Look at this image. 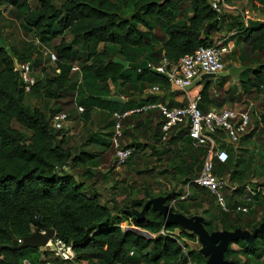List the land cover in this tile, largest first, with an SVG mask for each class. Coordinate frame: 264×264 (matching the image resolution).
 Segmentation results:
<instances>
[{
	"label": "trees",
	"instance_id": "obj_1",
	"mask_svg": "<svg viewBox=\"0 0 264 264\" xmlns=\"http://www.w3.org/2000/svg\"><path fill=\"white\" fill-rule=\"evenodd\" d=\"M8 2L9 0H0V6ZM251 2L254 8L264 13V0ZM186 3L190 13L185 19L178 20ZM17 11L27 28L42 40L46 33L53 37L63 36L64 33L72 36L70 42L62 39L55 47L54 69H58V72L52 77L35 78L31 91H40L46 98L58 99L72 88L76 100L84 107L96 104L108 108L109 113L123 112L158 99L157 93H147L137 102L132 99L123 103L106 100L104 97L113 94L110 84L121 91L129 87L138 91L142 90V87L138 88V84L147 83L149 86H158L164 93L171 92V82L151 68L159 67L164 59L174 63L199 46H210L228 17L226 12L213 10L206 0H63L59 6L54 4V0H39L35 7H31L27 0H22ZM155 21L161 23L166 34L158 50L154 49L147 38ZM249 21L245 26L240 20V30L236 36L244 35L250 45L251 54L262 52L264 21L256 20L251 24ZM235 41L238 42V39ZM75 45H80L79 55H76ZM7 54L8 50L0 46V245H3L0 264H24V259L29 264H46L49 261L50 252L47 249L42 251L41 248L32 247L19 250L8 248L13 240L18 241L29 235L37 221L44 227H53L56 237L72 244L76 258L85 259L89 264L98 261L126 264L130 261L129 251L133 249L139 253L145 251L143 257L148 258L149 247L153 250L150 264H204L205 258L199 253L200 246L193 247L187 241L197 242L195 234L177 225L165 223L162 215L153 208L149 207L143 218L135 217L131 210L125 208L113 214L108 203L100 200L98 193L88 195L85 192L86 184L81 176H91L89 170L79 174L80 180L74 177V167L83 159V153L73 155L64 145L62 131L51 127L54 112L48 115L40 107H31L24 102L28 93L22 86L21 73L14 62L11 66L4 64ZM13 54L18 64L29 61L31 70L34 65H38L37 60H32L30 56L23 57L16 52ZM114 57L128 62H141L147 58L150 65L148 69L125 68L115 62ZM75 59L80 60L81 79L79 83L72 84L71 67ZM253 65L241 62V66L245 68L238 75L237 86L243 94H259L264 102V59ZM211 82V79L206 80L200 90V109L202 104L209 102ZM98 96L101 98H97ZM174 105L180 106V103L168 106ZM261 120L264 123V113ZM14 123L27 129L29 133L16 128ZM176 128V135L168 137L165 144L183 140L182 152L191 161L187 169L197 160L201 163L196 167L200 168L206 147L193 144L187 125H177L171 132ZM156 141L163 142L161 138ZM156 143L152 149H155L154 154H157L156 160L159 161L158 151L162 147L158 148ZM129 145H133L135 149L127 160L141 147L136 142ZM236 155V151L230 149L227 162L219 164L215 161V172L226 174L231 169L235 171L241 160ZM159 165V168L163 167L162 163ZM240 173L242 177L243 172ZM194 178L187 177L181 181L183 185L190 184L189 194L184 199L178 200L183 193L181 191L175 195L168 194V201L177 198L172 206L174 211L185 214L186 202L201 204L208 200V192L194 184ZM129 187L128 195L139 194V190L133 185ZM147 194V200L156 196ZM258 196L255 195L256 200ZM137 200L140 202L138 206L146 201L141 198ZM252 211L254 210L248 213L224 212L226 220L221 229L232 230L240 227L252 231L264 221V212L254 222L247 218L245 225L244 218L239 216ZM122 221L133 223L142 228L144 233L122 229L119 225ZM209 223L211 221L205 219L207 230L217 229H210ZM175 228H179L176 238L180 239L181 244L170 236ZM263 236L264 233L259 234L251 243L243 240L232 242L224 253V258L228 259L234 253H240L246 257L245 264H249L254 257L260 258L264 247L258 245ZM240 242L242 245L239 247L237 244ZM40 253L44 256L42 259ZM234 261L240 264L238 260Z\"/></svg>",
	"mask_w": 264,
	"mask_h": 264
},
{
	"label": "rangeland",
	"instance_id": "obj_2",
	"mask_svg": "<svg viewBox=\"0 0 264 264\" xmlns=\"http://www.w3.org/2000/svg\"><path fill=\"white\" fill-rule=\"evenodd\" d=\"M63 0H54V4L59 6ZM228 3L236 6L239 10H235L233 13H229L226 18V27L229 25H233L237 27L242 18V12L248 14L251 18H254L253 13L257 10L253 7L251 0H227ZM22 2V0H9L8 3L0 6V46L5 47L8 50V54L5 57L4 64L6 66L13 65V52L18 53L19 55L26 57L30 56L32 60L36 59L38 65H34L32 68L33 76L36 79L52 77L55 75V64L51 63L49 60L46 51L56 52L55 47L60 44L62 39L65 42H70L72 36L68 33H64L63 36L53 37L50 33L45 34V39L42 40L40 37L35 36L34 33L27 28V26L22 21L21 17L18 15L17 6ZM31 7H35L39 4V0H27ZM189 5L186 3L182 10L179 13L178 20H183L189 15ZM240 15V16H239ZM230 19L233 21L230 22ZM256 20H250L249 24L254 23ZM220 32V31H219ZM218 34V32L216 33ZM215 34V35H216ZM242 34V33H240ZM164 28L161 26L160 22H154V27L151 32L148 33L147 38L152 46H154L155 50H158L161 46L163 39L165 38ZM230 39L234 42L233 51L226 57L224 63L225 68L229 65H232L234 61L240 60L241 62H246L250 65H255V63H261L264 59V50L262 52H249L250 45L247 40H245L244 35L236 36L235 39H238V42L231 36ZM39 40V41H38ZM76 49V55L80 54V45L74 46ZM48 53V52H47ZM73 64H76L80 67V60L75 59L72 61ZM253 65V66H254ZM228 83H231V75L228 76ZM77 74H73L71 76L72 84L77 82ZM238 88V86H237ZM239 89V88H238ZM216 91L217 94H222L224 89L218 86H214L212 89ZM228 95H231V98L238 97L235 101L239 102L241 105L248 104L249 99L256 103L259 111H264V105L262 100L256 95L255 92H250L249 94H239L233 95L236 92L229 88L227 91ZM75 92L71 88L68 90L67 94L58 99L46 98L44 97L40 91H31L25 96V102L29 104L31 107L38 106L43 109L48 115L51 113L55 114L56 112H65L66 111V103H74ZM36 99V103L32 101ZM231 100V101H234ZM244 107V106H243ZM253 118V119H252ZM257 116L251 117V124L253 123L255 127L249 132L247 128L248 134L242 137V142L240 146L241 149V160L237 167H246L248 172H245L241 177V183L250 182L251 184L256 183L257 185L262 187L264 192V123L263 126L257 125L256 120ZM14 126L26 134L29 131L18 124L14 123ZM250 128V125H249ZM133 157L130 158L126 163L119 167V170H108L104 172H98L97 170H93L94 172H90L85 175L86 179L84 180L86 184V193L91 195L93 192H96L100 196V200L108 203L109 207L113 210V214H117L121 209H131L129 208L130 200L132 199H143L147 200L148 194L164 195V192H167L169 195H175L177 193L175 190L178 185H176V181L168 182V183H160L162 182V168H159V161L152 158V163L146 162L142 167V170L136 165V162H133ZM139 170V171H138ZM94 177V178H93ZM80 180V178H79ZM169 184V186H168ZM134 186L137 190H139V194L137 196L128 195L129 186ZM184 189V185H181ZM166 187H169L170 190ZM179 188L177 191H180ZM181 195H185L186 188ZM208 195V200L201 203H185L186 205V215L192 214H201L204 216L206 220H210L208 227L210 229L217 228L221 229L222 224L226 220V215L224 212L220 210V208L216 205L213 197ZM243 196V195H242ZM150 199V198H149ZM175 205V201L172 203V206ZM136 210H140V206L136 205L134 207ZM177 208V207H176ZM256 209L250 214L239 215L244 218L243 224H246V219L250 218L253 222L256 221L258 217L259 211H264V194H259L256 200ZM244 229V228H243ZM215 230V229H213ZM188 243L193 247L200 246L199 242H192L187 240ZM239 247L242 243H238ZM259 247H264V236L259 240ZM42 251L46 250L45 248H41ZM150 251V255L148 258L143 257L142 253L137 252L136 250H132V253L129 251L130 261L126 264H150V259L153 256V250L151 247L148 249ZM43 254L40 253V258L42 259ZM229 260H238L240 264H245L246 257L241 255L240 253H234L228 257ZM49 263H55L56 259L49 254L48 258ZM94 264H107L103 262H95ZM249 264H264V253L260 258L254 257Z\"/></svg>",
	"mask_w": 264,
	"mask_h": 264
},
{
	"label": "crops",
	"instance_id": "obj_3",
	"mask_svg": "<svg viewBox=\"0 0 264 264\" xmlns=\"http://www.w3.org/2000/svg\"><path fill=\"white\" fill-rule=\"evenodd\" d=\"M258 6L260 5L258 4ZM235 8L239 10L238 7L235 6ZM233 12H229V13H233ZM229 13L227 14L230 15ZM253 16H254V13H253ZM239 20H242V18ZM249 20L262 21L261 19L258 18L257 15H255L254 18L250 17ZM232 21L233 19L232 20L230 19V22ZM237 32L238 31H237L236 26L229 25L228 27H226V23L223 22V28L222 30H220V32H218V34H216V36H219V37L226 36L227 41L232 42L233 48H234V42L232 41V39H230V37L231 36L234 37ZM165 38H166V35H165ZM233 48L231 52L233 51ZM231 52H229L225 56V59ZM13 62L14 64L18 63L15 58H13ZM51 63L55 64V60L51 61ZM148 64L150 65V63ZM73 65H76V64H72V66ZM231 66H241V61L240 60L234 61ZM77 67H78V70H75V71L71 70V76L73 74H77V79H78L77 82L79 83L81 79V73H80L79 66ZM55 72H58V69H56ZM239 73L240 71L238 72L237 76L239 75ZM230 75H231V83H228L229 78L227 77ZM237 78L235 79L233 74L209 78L212 81L210 85V89H209V93H210L209 102L206 104H202L201 110L203 112L210 111V110L219 111V110L226 109V108L248 110L250 112V120H251V117L257 116L258 119L256 120V124L263 126L261 115L264 113V111H259L254 101L249 99L248 104H246L247 106L241 105L239 102L234 100V98L237 100L238 97H234L232 99L231 95L227 94L226 91L229 88H231L232 90L236 89V92L233 93V95L239 94L241 92V90L238 89L239 87L237 88V82H236ZM209 79H201L199 82L195 83L192 87H189V89L192 91H200L203 84L206 82V80H209ZM137 86L140 89L142 87V90L135 91L134 88L129 87L125 91H121L120 88L114 86L113 84L109 85L113 93L112 95H116L120 97L121 99L119 101L120 103L126 102L129 99L135 100L137 102L139 98H141L144 94H147L148 89L151 87L147 83H143L142 85L138 84ZM214 86H218L224 89L223 93L219 95L216 93L215 90H213L212 92V89L214 88ZM171 90H172L171 92L164 93L159 89L158 92H155L158 95V99L152 102L166 104V105H172L175 103H180V106L185 105L187 100L185 99L182 93V90L180 88L174 89L172 87V84H171ZM148 94H153V93H148ZM256 95H258L259 98L262 100V97L259 94L256 93ZM231 100H234V101H231ZM73 101L74 103H66L65 113H67L68 115V122L64 129V132H61V133L64 134V145L71 150L73 155H78L79 153H83L82 154L83 159L82 160L80 159L79 162H77L76 166L74 167L75 179L78 180L79 174L83 173L86 169H88L90 172H94L93 170H97L98 172H104V171H108L111 169L119 170V167L118 168L116 167L115 145L113 142V136L116 130V123H117V119L114 116V113L119 112V111L109 113L108 108H105L103 106L96 105V104L84 107V105L80 104L76 100L75 97ZM24 102H25V97H24ZM32 102L36 103V99H34ZM263 105H264V102H263ZM78 106H82L83 111H80L78 109ZM174 106H177V105H174ZM56 113H59V112H56ZM162 120H163V115L161 114L158 108H151V109L144 110V111L131 112L129 115H126L120 118L119 120L120 121V133L118 135V142H119V145L122 147L123 145L125 147V145H129L133 142L141 144L139 151L133 156V160H134L133 162H136V165L140 168V170H142V167L145 165L146 162L152 163L151 162L152 158L156 159L157 154H154L155 149H152V146L154 145V143L157 142L156 139L161 138V141L163 142L156 143L158 145L157 146L158 148L162 147V149L158 151L159 163L163 164V167L161 169L162 179H160L162 182L160 183H168V182L176 181V185H178L175 190L176 192H180L181 190L184 191L186 188L185 195H180L178 197V200L184 199L189 194L190 184L186 183L183 189V187L181 186L182 185L181 181L187 177H193V178L196 177V175H198L199 171L202 168L201 165H200V168H197L196 166L197 164L201 162L198 163V160H197L195 164L192 167H190V169H187L188 164L191 165V161L189 159V156L185 152H182V146L184 144V141L183 140L181 141L180 139H178L176 142L169 141V142H166L167 144H165V141L168 137L171 138L176 135L175 133L177 131V128L173 129L171 134H169V136L165 140H162V131L160 128ZM249 125H250V128H249ZM249 125H248V131L250 132L255 127V125L253 123L251 124V121ZM246 134H248V132L245 133L244 135ZM215 141L220 148L227 150L229 157H230V149H233L237 153L236 158L241 159L240 153H241L242 146H240V143L242 142V139H240V142L238 145H235V144L228 143L224 139L223 134H218L215 137ZM206 153H207V150H206ZM204 158L205 157H203L202 161H204ZM215 161L216 160H214V164H213V172L218 176L227 177L230 182L235 183L239 186L238 189H235V190H231V189L224 190V195H225L227 204L230 208L229 211L248 213L250 210H255L256 209L255 208L256 207L255 195L264 194V192L262 190V187L257 185L256 183L251 184L250 182H244V183L240 182L241 181L240 174H242L240 172H243V174L245 172H248L247 168L244 166L243 167L240 166V167H237L235 171L231 169L226 174H218L215 172ZM219 164H222V163H219ZM202 165H203V162H202ZM232 171H234L233 174L231 173ZM85 177L86 176L84 175L81 176V180L84 181L86 179ZM247 187H249V189ZM166 188L170 190L169 187H166ZM179 188H181V190L177 191ZM206 191L209 193V195H211L207 189ZM164 195H167V194H164ZM230 195H231V198H230ZM175 200H177V198L172 199L171 201L167 200V202H170L172 204ZM237 205H245L247 206L248 210L246 212L235 211V207ZM220 210L222 209L220 208ZM229 211H223V212H229ZM263 212L264 211L258 212V216H259L258 218L261 217ZM122 222H125V221H122ZM129 225H132L133 227H138L134 225L133 223ZM133 227L132 228L129 227L127 229H132L137 232L144 233V230L142 228L138 227L139 230H137L136 228H133ZM175 230H176V234L171 236V233H173V231ZM173 231L170 232V236L174 239H177L176 237L178 235L179 228H175ZM177 241L180 242V239H177Z\"/></svg>",
	"mask_w": 264,
	"mask_h": 264
},
{
	"label": "built area",
	"instance_id": "obj_4",
	"mask_svg": "<svg viewBox=\"0 0 264 264\" xmlns=\"http://www.w3.org/2000/svg\"><path fill=\"white\" fill-rule=\"evenodd\" d=\"M210 7L216 12H233L237 10L234 5L228 3L227 0H206ZM256 13L254 12V16ZM250 16L242 12V21L245 26L248 25ZM213 43L210 46H199L192 53L181 56L174 63L163 60L162 64L156 69L160 73H166L171 84L179 87L187 100L185 105L168 106L156 102H148L141 106L123 112H115L114 116L117 119L116 130L113 136L115 145V161L116 167L123 165L130 155L134 152V146L129 145L122 147L118 142L120 133V118L129 115L131 112L144 111L151 108H158L163 115V123L161 125L162 140H165L173 127L177 125H187L189 128L188 135L193 140L195 146L207 147V153L203 161V165L197 177L193 179V183L206 188L214 197L216 205L223 211H229L224 190L238 189V185L229 181L227 177L218 176L213 172L214 160L219 163L228 160V152L226 149L220 148L215 137L218 134H223L224 139L231 144L238 145L241 137L247 133L248 125L250 124V112L243 109L226 108L219 111L203 112L198 103L200 100V91H192L189 86L195 79H198L205 73H218L225 69V56L231 52L233 43L227 41L226 36H214ZM48 52V53H47ZM51 61L56 60L54 52L46 51ZM18 70L21 73L22 86L24 91L29 93L31 87L35 83V77L32 76V70L29 61H24L18 64ZM71 70H78L76 65L71 67ZM159 88L156 85L151 86L147 93L158 92ZM80 111H83L82 106H78ZM68 122V115L65 112L55 113L51 117V127L55 130L64 132ZM249 189V187H247ZM248 210L245 205H237L235 211L246 212ZM120 227L127 229L133 227L126 222H121ZM139 230L138 227H133ZM164 234V231L162 230ZM176 234V230L171 233V236ZM18 240V242H20ZM46 249L50 255L56 259L55 263L46 262V264H89L85 259H77L71 243H67L62 239L52 237ZM132 253V251H130ZM24 264L29 262L24 259ZM190 264V263H188Z\"/></svg>",
	"mask_w": 264,
	"mask_h": 264
},
{
	"label": "water",
	"instance_id": "obj_5",
	"mask_svg": "<svg viewBox=\"0 0 264 264\" xmlns=\"http://www.w3.org/2000/svg\"><path fill=\"white\" fill-rule=\"evenodd\" d=\"M259 19L264 21V13L260 10H256ZM115 62L126 67H131L134 69H148L149 64L147 59H143L141 62H128L126 60L114 57ZM18 67V63L15 64ZM245 66H231L225 71H221L215 74L205 73L202 74L198 79H195L187 88L192 87L195 83L199 82L201 79H209L214 77H220L228 74H233L236 79L238 72L244 69ZM151 70L158 71L156 68H151ZM165 78L168 79L166 73H161ZM174 89L179 87L172 84ZM97 98H101L98 96ZM104 99L117 100L120 101V97L112 95L110 97H104ZM167 195H158L146 200L141 209L138 211L134 208L135 205L140 202L136 199H132L129 207L131 208L132 214L137 218H143L144 212L149 208H153L159 214L162 215L164 222L169 224H174L182 228L183 230L189 231L197 237L200 244L199 253L205 258L204 264H236V261L224 258V253L229 248L232 242L243 240L251 243L257 238L259 234L264 233V221L259 224L252 231L248 229H243L240 227L234 228L232 230L228 229H216L209 231L204 225L205 218L201 214L185 215L181 212H176L172 208V204L167 202ZM55 229L53 227H44L37 221L32 232L23 237L20 242L13 240L12 244L8 246L11 250H19L26 247L32 248H45L49 240L55 236ZM3 245H0V254Z\"/></svg>",
	"mask_w": 264,
	"mask_h": 264
},
{
	"label": "flooded vegetation",
	"instance_id": "obj_6",
	"mask_svg": "<svg viewBox=\"0 0 264 264\" xmlns=\"http://www.w3.org/2000/svg\"><path fill=\"white\" fill-rule=\"evenodd\" d=\"M225 70H226V69H224L223 71H225ZM142 204H143V203H142ZM142 204H140V207H141Z\"/></svg>",
	"mask_w": 264,
	"mask_h": 264
},
{
	"label": "clouds",
	"instance_id": "obj_7",
	"mask_svg": "<svg viewBox=\"0 0 264 264\" xmlns=\"http://www.w3.org/2000/svg\"><path fill=\"white\" fill-rule=\"evenodd\" d=\"M226 69V68H225Z\"/></svg>",
	"mask_w": 264,
	"mask_h": 264
}]
</instances>
